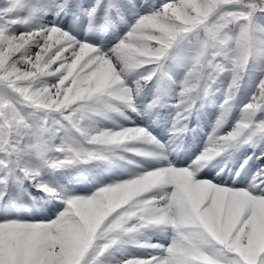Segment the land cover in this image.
Segmentation results:
<instances>
[{
  "label": "snow or ice",
  "instance_id": "snow-or-ice-1",
  "mask_svg": "<svg viewBox=\"0 0 264 264\" xmlns=\"http://www.w3.org/2000/svg\"><path fill=\"white\" fill-rule=\"evenodd\" d=\"M50 13L54 20L39 23ZM69 13L86 18L89 31L98 27L100 38L61 27ZM117 19L127 25L123 35ZM193 38L177 84L168 62ZM257 71L241 119L219 135L245 76ZM224 74L231 83L195 167L173 164L151 126L116 122L130 120L127 111L142 114L139 97L158 78L143 114L178 86L176 138ZM245 146L264 147V0H145L140 8L136 0H0V264H264V187L253 191L264 185V169L250 189L197 177L207 162ZM128 153L156 164L87 194L44 178L82 165L119 166ZM26 183L62 205L55 218L17 214L18 202L36 199Z\"/></svg>",
  "mask_w": 264,
  "mask_h": 264
},
{
  "label": "rangeland",
  "instance_id": "rangeland-1",
  "mask_svg": "<svg viewBox=\"0 0 264 264\" xmlns=\"http://www.w3.org/2000/svg\"><path fill=\"white\" fill-rule=\"evenodd\" d=\"M66 16L68 17L67 22L58 21L60 26L65 28V30L70 29L74 35L81 39H83L85 36H87L89 39L100 38L101 33L98 27L94 28L92 31H89L88 20L86 18L81 17L80 19H77L72 13H69ZM98 16L99 19L97 20V25L103 23V13L98 14ZM128 17L131 19L130 12L128 13ZM45 20V15H42L39 23L47 24ZM116 23L118 26V31H121L126 26V24L120 22L118 19L116 20ZM256 83V80H252L248 86H253ZM129 117L130 120H125L126 122H134L135 125L148 127L145 126L144 120H138V118H133L131 115ZM233 127L234 126L231 121L227 124L225 123L222 128L223 134L230 132ZM215 128L216 125L214 123L213 115L199 118L194 129L190 133L193 142L197 143L201 150L204 148L206 149V147H208L209 136H211ZM150 130L162 143L166 145L168 148V152L166 153L168 155V159L171 160L177 167H188L189 165H193V162L196 161L197 157L200 156L199 150L194 151L186 148L185 143H182L180 139L171 138L170 136L166 135V133L160 132V123H157ZM170 141L171 143H169ZM262 151H264V147L252 148L245 146L232 156H228L224 162L218 163L213 160L211 163L207 165L205 164L199 169L197 174H204L203 178L206 177L205 179L211 180L213 182H222L223 186L250 189V185L252 184L256 173L261 169H264V157H262ZM124 155L125 160L117 162L119 166L101 164L102 166L107 167V171L103 175L109 176L110 174H113L115 175L117 181L127 180L132 178L135 174L141 172L142 169L152 168L156 164L155 161L146 160L131 153ZM248 157H252V159L248 160ZM246 160H248L247 165H245ZM128 161H131V163H128ZM137 165L140 167H137ZM193 167H195V165H193ZM261 187H264V185H260L253 191H259V188ZM24 217L44 218L48 217V215L45 209L39 208L38 210L28 213ZM157 237L160 238L159 241L162 242V235L155 233L152 236L153 242Z\"/></svg>",
  "mask_w": 264,
  "mask_h": 264
},
{
  "label": "trees",
  "instance_id": "trees-1",
  "mask_svg": "<svg viewBox=\"0 0 264 264\" xmlns=\"http://www.w3.org/2000/svg\"><path fill=\"white\" fill-rule=\"evenodd\" d=\"M161 2L162 0H147V6H151L152 4H156L157 6H159ZM136 4H137V8H140L141 6H145V0H136ZM47 18H48L47 22H50L53 19H55V16L50 13L47 15ZM119 34L123 35L124 33L119 32ZM111 36H112V32L110 37ZM195 43H196L195 38H193L192 44L185 46V51L180 54V56L176 61L168 62L167 68L169 72L170 71L175 72L173 78L177 81V84H179V82L183 80L184 76L187 73L190 49L193 46H195ZM179 74H183V77L179 76ZM259 76H260L259 71L255 73H250L245 76L242 82V86L233 103L232 110L228 116V118H237V121H235L234 124H236L241 119L243 114L242 109L250 101V98L256 89V86L252 88H242V87L251 78L259 79ZM157 79L158 78H154L151 82L147 83L143 88L141 96L139 97L138 102L141 105L142 114H143V110L146 109V106L150 104L157 95V88L160 87V85H156ZM230 83H231V74H224L219 78L215 90L212 91L207 98H204L203 101L197 102L196 109L193 110L190 119L186 121L187 128L192 127L195 116H200V115L202 116L212 112L214 113L219 112L221 115V111H222L221 106L224 104L226 98V92ZM179 90L180 89L178 86L169 88L167 90V94L164 97L163 106L157 107L151 112L145 114L149 124L152 121L155 122L161 119L168 120L170 122L166 125V128L170 130V132L173 130V124L176 115V109L173 107V105L178 103ZM115 119L118 124H122L125 126L123 121H120L116 117ZM105 124L107 127H113L111 123L105 122ZM94 167L95 165H87V166H80L77 168L67 169L63 171L61 175H57L55 172H47L44 178L46 182H48L52 187L57 188V190H59V188H65L70 190H78L77 192L79 193L87 194L95 190H98V188L101 186H104L103 183H101L102 178L96 177ZM25 187L27 188L31 196L36 198L35 201L44 203L43 200L48 198V196L45 193L38 191L30 184L26 183ZM33 202L34 201L31 199H26L23 202H18V207L16 209L17 213L20 215L23 214L24 207L30 209ZM59 210H62V205L58 206V201L54 200V206L52 210L49 211L50 216L52 218H55L56 212Z\"/></svg>",
  "mask_w": 264,
  "mask_h": 264
},
{
  "label": "bare ground",
  "instance_id": "bare-ground-1",
  "mask_svg": "<svg viewBox=\"0 0 264 264\" xmlns=\"http://www.w3.org/2000/svg\"><path fill=\"white\" fill-rule=\"evenodd\" d=\"M203 175H204V174H197V177H198V178H203ZM205 175H206V174H205ZM205 178H206V177H205ZM205 178H203V179H205Z\"/></svg>",
  "mask_w": 264,
  "mask_h": 264
}]
</instances>
